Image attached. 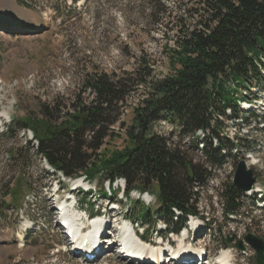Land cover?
Returning <instances> with one entry per match:
<instances>
[{"label": "rangeland", "instance_id": "rangeland-1", "mask_svg": "<svg viewBox=\"0 0 264 264\" xmlns=\"http://www.w3.org/2000/svg\"><path fill=\"white\" fill-rule=\"evenodd\" d=\"M27 1L33 9L25 8L17 0H0V264H85L70 253L57 226L51 199L57 177L37 155L27 133L17 130V126L10 132L9 125L27 116H41L44 110L59 118L79 99L90 103L92 94L86 92L84 81L92 73L124 78L146 60L153 65L155 77L170 75L172 67L166 52L175 48L178 37L183 35L180 17L191 19L188 10L196 0H81L76 4L72 0ZM159 3L164 4L165 11ZM145 93L141 87L127 100L122 116L127 125ZM245 93L253 102H247L251 105L247 107L241 101V109L255 110L261 120L259 124L246 126L241 120L220 119L227 134V139H223L227 145L224 153L228 152L221 168L206 165L201 153L202 139L192 142L193 138H181L179 130L165 121L155 127L188 153L194 164L208 167L207 184L194 189L198 201L195 206L207 219L205 231L190 243L207 249L213 258L223 250H231L234 264H256V252L245 243L246 235L264 240V209L246 194L242 211L252 214L253 221L246 219V214L228 221L221 199L222 190L233 183L241 161L253 170L256 185L264 188V131H261L264 84L255 83ZM115 133L117 137L110 141V148L121 149L125 145V132L117 126ZM238 133L245 136L242 144L253 147L252 151L231 148ZM16 186L22 199L15 205L9 193ZM69 188V185L62 188L61 194L68 193ZM100 191L105 198L106 191L103 188ZM151 193L158 198L157 188ZM116 200L99 203L100 206L115 203V207H109L114 209L107 217L110 223L131 220L139 235L145 234L152 245L160 247L158 235L166 224L157 223L156 230L143 226L130 202L122 205ZM158 207L153 199L151 211ZM27 220L35 224V229L18 238L15 233L21 231ZM113 234L116 238V233ZM239 241H244L243 252L236 248ZM95 261L92 264H133L115 253H105Z\"/></svg>", "mask_w": 264, "mask_h": 264}, {"label": "trees", "instance_id": "trees-1", "mask_svg": "<svg viewBox=\"0 0 264 264\" xmlns=\"http://www.w3.org/2000/svg\"><path fill=\"white\" fill-rule=\"evenodd\" d=\"M17 1L34 8L27 0ZM188 14L190 20L180 17L183 35L166 52L170 75L155 77L153 65L146 60L124 78L92 73L84 81L86 92L92 94L90 103L79 99L59 118L44 110L41 116H27L8 128L32 131L37 155L66 177L87 176L100 183L123 179L127 196L133 190L151 193L157 188L159 209L154 214L144 205L145 211L136 208L137 219L148 227L164 220L174 232L185 226L188 216L199 215L194 189L207 184L208 167L194 164L188 153L155 127L166 121L192 142L202 131L206 165L222 167L228 152L224 153L227 134L220 119L259 124L261 116L241 109L240 102L252 103L245 92L255 83L264 84V0H196ZM141 87L146 93L127 125L122 121L127 100ZM117 126L125 132L121 149L110 148ZM244 137L236 134L231 148L252 151L253 147L242 144ZM9 194L13 204L22 199L17 186ZM243 198L233 183L222 190L226 220L246 214L253 221L252 214L242 211Z\"/></svg>", "mask_w": 264, "mask_h": 264}, {"label": "bare ground", "instance_id": "bare-ground-1", "mask_svg": "<svg viewBox=\"0 0 264 264\" xmlns=\"http://www.w3.org/2000/svg\"><path fill=\"white\" fill-rule=\"evenodd\" d=\"M4 116L6 114H3ZM85 187H87V185H84ZM67 213L70 214V218L76 222V220H79V215H77L76 213L74 214L73 212H71L70 210H67ZM106 222V219L105 218H97L94 222V224H96L98 227H101L105 224ZM28 224L26 223L25 224V227L27 226ZM119 230L122 232V235L125 239V241H129V240H132V244L133 245H130L131 247H135L137 250H136V253H155L156 251H159L158 249H156V247L146 243V244H141V242L138 241V239L136 238V235H135V231L134 229H132V226L128 225L127 223H119ZM118 229V228H117ZM118 232V230L116 231ZM185 236V235H184ZM19 237L22 238L21 235H19ZM179 250L176 252V253H180L182 254L181 256L182 257H177V258H185L183 255V250H184V245H186V243L184 242V240L180 239L179 242ZM150 251V252H148ZM159 253H157L158 255ZM153 257H156V254H153L152 255ZM232 258V252L229 250V251H223L221 253V255L219 256V260L222 261V262H225V263H229L230 260Z\"/></svg>", "mask_w": 264, "mask_h": 264}, {"label": "water", "instance_id": "water-1", "mask_svg": "<svg viewBox=\"0 0 264 264\" xmlns=\"http://www.w3.org/2000/svg\"><path fill=\"white\" fill-rule=\"evenodd\" d=\"M255 183L256 180L254 178L253 170L248 169L245 161H241L235 171L234 185L242 192H247L252 189ZM245 241L256 251V263L264 264V240L256 238L250 234L245 237ZM229 242L232 241L229 240ZM237 247L240 250L245 249L242 241L237 244Z\"/></svg>", "mask_w": 264, "mask_h": 264}, {"label": "built area", "instance_id": "built-area-1", "mask_svg": "<svg viewBox=\"0 0 264 264\" xmlns=\"http://www.w3.org/2000/svg\"><path fill=\"white\" fill-rule=\"evenodd\" d=\"M197 136H204V134L202 132H198Z\"/></svg>", "mask_w": 264, "mask_h": 264}]
</instances>
